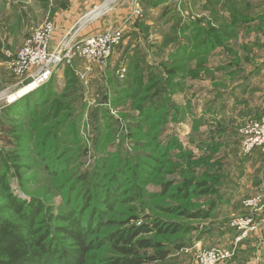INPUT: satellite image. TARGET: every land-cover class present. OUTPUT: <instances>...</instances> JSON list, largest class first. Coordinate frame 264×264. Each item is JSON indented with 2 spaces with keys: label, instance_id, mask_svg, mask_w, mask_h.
Wrapping results in <instances>:
<instances>
[{
  "label": "rangeland",
  "instance_id": "rangeland-1",
  "mask_svg": "<svg viewBox=\"0 0 264 264\" xmlns=\"http://www.w3.org/2000/svg\"><path fill=\"white\" fill-rule=\"evenodd\" d=\"M95 2L0 0V220L12 224L0 228V264L34 258L41 238L58 256L79 248L67 230L80 232L85 264H111L121 256L111 236L143 225L152 232L139 238L156 248L140 255L170 253L145 264H202L212 250L228 255L216 264H235L232 242L258 224L240 231L233 223L261 212L244 207L255 195L238 200L242 213H221L218 191L224 175L264 153L246 155L242 133L264 115L231 110L237 83L263 56L264 0ZM67 11L74 14L59 22ZM47 24L51 54L122 36L108 61L58 63L48 85L11 101L40 70L18 74L13 59ZM19 205L37 207L35 218Z\"/></svg>",
  "mask_w": 264,
  "mask_h": 264
},
{
  "label": "crops",
  "instance_id": "crops-1",
  "mask_svg": "<svg viewBox=\"0 0 264 264\" xmlns=\"http://www.w3.org/2000/svg\"><path fill=\"white\" fill-rule=\"evenodd\" d=\"M92 1H96L95 3H97L99 0ZM84 4H88V2L86 1ZM121 13L120 11L119 14ZM72 14L74 12L67 11L66 15H59L60 20L58 21L61 22L64 20V17L71 18ZM125 17L124 14L121 18L124 19ZM97 18L98 16L92 18L90 22H93ZM104 23L102 22V25H100L101 22H99L94 26V30L97 29L94 34H97L98 30L104 28ZM61 27L59 25V30L58 32L56 31L58 37ZM260 52L263 56L258 58L259 62L253 69H250L246 77L237 83L234 96L231 97L233 98L231 110L235 109V114L239 113L241 118L247 115L259 118L264 115V47L260 49ZM222 182L223 184L218 191L219 199H223L222 207H220L222 209L221 213L224 212L229 216H235L236 214L234 213L245 211L243 202H238L239 199L264 195V153L255 152L244 159L240 165V169H237L230 176L228 175L227 178L224 175ZM256 223L258 224V229L249 238L236 240L237 237H235L234 242H232L236 255L231 261L235 262V264H264V211L256 217ZM224 239L225 241L228 240ZM246 250L254 251L249 259H246L244 256ZM257 250L259 254L256 253Z\"/></svg>",
  "mask_w": 264,
  "mask_h": 264
},
{
  "label": "built area",
  "instance_id": "built-area-1",
  "mask_svg": "<svg viewBox=\"0 0 264 264\" xmlns=\"http://www.w3.org/2000/svg\"><path fill=\"white\" fill-rule=\"evenodd\" d=\"M54 32V26L47 24L41 29H36L31 34L20 54L14 59L12 66L16 68L18 74L28 71L30 68H39L49 65L53 60L56 63L42 73L34 82L35 88H39L47 84L59 64H71L77 57H87L90 62H106L110 59L114 47L119 44L122 36V31H117L112 34L95 35L87 38L81 43H77L63 51L57 50L51 54L48 51V45ZM244 152L250 155L255 149H261L264 152V117L259 122H252L244 132ZM244 207L256 212L264 211L263 198L256 196L246 200ZM233 227L242 230H252L256 228V222L252 217L240 218L234 221ZM220 250H212L205 252L200 257L202 264H216L221 259L227 258L228 255H223Z\"/></svg>",
  "mask_w": 264,
  "mask_h": 264
},
{
  "label": "trees",
  "instance_id": "trees-1",
  "mask_svg": "<svg viewBox=\"0 0 264 264\" xmlns=\"http://www.w3.org/2000/svg\"><path fill=\"white\" fill-rule=\"evenodd\" d=\"M46 87L47 86L43 88ZM43 88H41L40 90H42ZM31 96L26 97L25 100L31 98ZM17 105L18 102L15 105H12L9 108V111L11 113L14 112L17 108ZM25 108L30 109L31 104L28 103ZM14 210L17 212L21 210L25 211V214H27L29 217L30 215H32L34 218L38 212V208L37 207L35 208L34 206L29 207V209L26 208L25 210L24 207L19 205V208L17 209L14 208ZM186 214L188 215V212ZM198 216L201 215L198 214L192 216L190 215V218H196ZM207 216L208 215L200 218H207ZM7 226H12V224L11 223L7 224V222L0 220V228L4 229ZM26 227L27 230H30L29 226L26 225ZM66 232H67L66 236L68 238H72L73 241L76 243V245L79 246V248H75L74 250L73 248H71L72 251H64L63 253H60V255L58 256L57 255L58 252L55 250L54 246L52 244L47 246L45 242L43 243L41 241L42 240L41 238L38 240L39 242H36L39 245L38 246L39 249L36 252V256L34 258H16L10 264H85V258L88 252L87 251L88 248L83 245V240L81 238L80 232L73 230L71 231L67 230ZM151 232L152 229H150L148 225H143L141 227L133 226L130 227L129 229L122 230L117 234H113L111 236V240L113 241V246L120 253L121 256L113 260L111 264H145L157 260L160 261L165 260L167 256L170 254L168 251H160L157 256L140 255L141 250L156 248V245L153 243L152 240L139 238L141 235L149 234ZM159 232H162V229H160ZM120 243H122L123 246H119Z\"/></svg>",
  "mask_w": 264,
  "mask_h": 264
},
{
  "label": "bare ground",
  "instance_id": "bare-ground-1",
  "mask_svg": "<svg viewBox=\"0 0 264 264\" xmlns=\"http://www.w3.org/2000/svg\"><path fill=\"white\" fill-rule=\"evenodd\" d=\"M103 9V8H102ZM107 10V9H106ZM98 13H100L98 10L96 12H94V15H97ZM35 85L33 84H29L28 86L22 88L20 91H18L16 94H12V95H8L7 98L11 101L16 100L17 98L26 95L27 93L31 92L33 89H35ZM2 99V98H1Z\"/></svg>",
  "mask_w": 264,
  "mask_h": 264
},
{
  "label": "water",
  "instance_id": "water-1",
  "mask_svg": "<svg viewBox=\"0 0 264 264\" xmlns=\"http://www.w3.org/2000/svg\"><path fill=\"white\" fill-rule=\"evenodd\" d=\"M56 63V61L55 60H53L49 65H47V66H45V67H43L42 69H40L33 77H29L28 79H26L25 81H24V83H23V86L24 87H26V86H28L29 84H33L34 82H35V80L42 74V73H44L46 70H48L50 67H52L54 64ZM23 87V88H24ZM33 90H35V89H33ZM32 90V91H33ZM20 91V90H19ZM18 91H16V93H17ZM15 93V94H16ZM24 96V95H23Z\"/></svg>",
  "mask_w": 264,
  "mask_h": 264
}]
</instances>
